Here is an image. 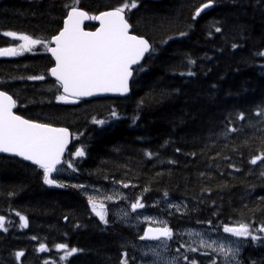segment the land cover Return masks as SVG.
<instances>
[{
	"label": "trees",
	"instance_id": "1",
	"mask_svg": "<svg viewBox=\"0 0 264 264\" xmlns=\"http://www.w3.org/2000/svg\"><path fill=\"white\" fill-rule=\"evenodd\" d=\"M220 1L193 20L207 0H138L128 20L155 51L144 59L146 71L134 76L126 97L55 103L54 92L42 91L55 84L47 77L52 60L45 53L0 59V89L17 100L23 117L65 125L78 134L79 145L73 142L66 155L84 147L80 170L71 172L77 181L115 182L126 202L139 196L148 209H166L172 229L212 220L213 233L227 237L216 231L217 223L264 221V162L249 163L264 157V116L257 115L264 110V57L256 55L264 50V2L227 0L221 6ZM121 2L79 0L78 6L95 14ZM65 3L71 0H0V33L14 30L47 40L61 27ZM4 40L0 35V44ZM188 59L195 63L189 65ZM39 74L44 81L27 79ZM113 110L118 118L111 124L91 123ZM240 113L244 120L236 118ZM226 126L237 131L225 136ZM145 151L155 155L149 159ZM73 179L58 181L65 187L45 185L36 166L0 155V215L8 229L0 231V264H136L135 232L113 214L112 225L99 221L83 193L71 187ZM155 197L162 201L154 202ZM17 212L27 227H20ZM41 243L47 251H37ZM58 243L81 251L60 261ZM178 246L173 241L169 249L176 254ZM18 251L23 253L19 260ZM243 252L245 264L250 259L264 264V245L249 242Z\"/></svg>",
	"mask_w": 264,
	"mask_h": 264
},
{
	"label": "snow or ice",
	"instance_id": "2",
	"mask_svg": "<svg viewBox=\"0 0 264 264\" xmlns=\"http://www.w3.org/2000/svg\"><path fill=\"white\" fill-rule=\"evenodd\" d=\"M213 3L214 0H207L206 3H202L195 9L192 19L196 20ZM78 5L79 0H71V3L64 4L63 8L66 14L63 18V27L51 37L50 42L14 30L3 31L0 35L20 43L15 46L0 48V56L22 55L24 52H31L37 45L45 48L55 61L54 66L47 69V73L55 79V84L42 91L54 92L57 103L78 104L82 98L105 93L121 96L127 94L130 91V85L135 83L134 76L146 71L141 63L142 59L145 58L146 54L151 56L155 51L147 39L130 34L132 25L126 18V13L138 7V0H122L118 5L108 8V10L99 11L96 15H89ZM85 20L98 21L99 27L95 31L86 32L81 27ZM215 31L220 32L221 29L217 27ZM179 35L183 37L186 33L180 32ZM236 47L233 44V48ZM256 55L264 57V50ZM187 63L192 65L195 61L188 59ZM187 75L191 76L194 73L189 71ZM27 79L44 81L45 75H30ZM16 107L17 100L8 92L0 90V153H10L22 157L25 161H30L32 165L42 171V180L45 185L65 187L66 185L58 182L53 174L63 170L65 159H67V169L76 172L77 166L74 160L85 156L84 147H76L75 151L69 152V156L66 158L65 153L68 150L70 138H75L69 129L24 119L13 112ZM257 115L264 116V110L258 112ZM109 116L115 119L118 118V113L113 110ZM236 118L244 120L245 117L243 113H240ZM132 122H136V117L133 118ZM91 123L102 126L107 124L108 120L93 117ZM231 123L232 120L229 118L228 124ZM235 131H237L235 127L226 126L223 134L226 136ZM79 135H83V133ZM144 154L149 159L155 155L149 151H145ZM225 159L228 158L225 157ZM257 161L264 162V157L254 156L249 163L255 165ZM169 163H173V161H169ZM229 166L234 167L233 165ZM260 175L264 177V171ZM123 186L128 187L127 184ZM71 187L87 190L86 186L82 184H73ZM10 195L12 194L10 193ZM164 195L167 197V193ZM88 203L101 222L106 223L104 206L100 205V210H97V205L91 196L88 198ZM169 207L172 205L169 204ZM130 208L135 213L137 209L145 208V204L141 202V198L138 196L131 203ZM17 215L19 216L20 227H27L28 222L25 216L18 212ZM125 215L127 214L125 213ZM217 219L219 218L217 217ZM4 221L5 217L0 215V231L7 232L8 229L5 227ZM160 223L163 224L162 227L145 228L144 234L139 236L142 241L159 242L155 246H149L147 251L140 250L142 258H147L146 264H181V258L183 264H198L199 258L190 255L197 252L200 253L201 257L209 258L208 264H244L242 254L249 242L253 247L257 244L264 245V221H260L258 224L251 219L238 220L223 225L217 223L215 225L216 231L222 230L223 233L232 238L228 244H225L219 236L216 239H212L211 236L205 239L204 234L199 231L174 232L165 222L161 221ZM197 223L202 224L204 222L198 221ZM207 224L210 228L213 227L212 220H208ZM184 235L195 236L198 240L184 243L176 239L178 236ZM32 239L36 238L32 237ZM173 241L179 244L175 250L177 255H172L168 251L170 242ZM192 244H196V246H192ZM55 248L58 251H63V255L59 257L60 261H66L68 257L81 251L76 247L69 249L68 245L64 243L56 244ZM180 249H184V252H181ZM37 251H47L45 244L41 243ZM22 255L23 253L19 251L15 253L17 260ZM45 264H50V262L46 261ZM121 264H128V262L121 260ZM248 264H258V262L250 259Z\"/></svg>",
	"mask_w": 264,
	"mask_h": 264
},
{
	"label": "rangeland",
	"instance_id": "3",
	"mask_svg": "<svg viewBox=\"0 0 264 264\" xmlns=\"http://www.w3.org/2000/svg\"><path fill=\"white\" fill-rule=\"evenodd\" d=\"M223 2V3H221ZM227 2V0H221L220 4L221 6L224 5ZM42 50L46 51L45 48L41 47ZM40 55H43L42 52H39ZM49 96V94H48ZM96 110L98 111L99 109L96 108ZM102 119H106L108 120V123L102 126H107L108 124H111L112 122L115 121V119L111 118L109 115L104 116V118ZM80 137L77 134L76 140H75V146L79 145L78 141H80ZM81 158V157H80ZM80 158H75L74 163L77 166V170H80ZM67 163V161H66ZM71 170L67 169V164H65V166H63V170L58 173V176H61L62 178L68 177V178H74L73 180H75V184L77 185H85L86 186V195L89 198V196H91L94 200V202L96 203V205H103L106 208V211L108 213H110V216L108 217V223H110V225H112V223H115V220L112 218V214L114 215L115 218L118 222L127 225V226H132L135 231L138 230L139 227L144 226L146 224H152V225H158L161 224L160 222L163 221L166 223V221L168 220V216L165 214V210H152V209H148V206L142 202L143 198H141V202L145 204L147 210L145 208L143 209H137V211L134 213L132 212L130 205V202H126L123 199L122 193V186L116 183H111L108 185L107 182L102 181V182H89V181H85V182H79L75 179V177H71L72 173ZM76 173V172H75ZM110 189L113 191L107 193L106 191ZM81 193H84V189H79ZM134 196L138 195L139 193L134 192ZM108 197H111V199H108ZM121 199L122 202L124 204L120 205L117 204V201ZM156 201H162V198H158L155 197L154 198V202ZM171 202H174L172 200H170ZM174 204H178V202L174 203ZM100 210V208L98 209ZM125 213L127 215H125ZM166 215V216H165ZM132 229V228H131ZM172 230H177L176 232H185V231H199L202 234H204V238L207 239L209 236L212 237V239H216L217 236H219L222 241L225 244H228L231 241V237L229 236H220L217 235L215 233H213V229L211 230L209 225L206 223L204 225H202V227L196 226L193 228H189V225H187L186 227L182 226V227H176L175 229ZM136 235V241H137V236H138V232L135 234ZM226 238V239H225ZM182 241L184 243H188L191 240H198L197 237L192 236L189 237L187 235L182 236ZM220 242V241H218ZM159 242H156L154 244L148 245V244H143V243H134L133 247L135 249V251L138 254V259L136 264H146V260L147 258H142L141 256V249H143L144 251H147V248L149 246H155L157 245ZM192 246H196V244H192ZM170 254L172 255H177V254H173L170 250H168ZM182 264V262H181Z\"/></svg>",
	"mask_w": 264,
	"mask_h": 264
},
{
	"label": "water",
	"instance_id": "4",
	"mask_svg": "<svg viewBox=\"0 0 264 264\" xmlns=\"http://www.w3.org/2000/svg\"><path fill=\"white\" fill-rule=\"evenodd\" d=\"M88 20H85L83 23H82V25H81V27H82V29L84 30V31H86V32H92V31H89V30H85L84 28H83V24L85 23V22H87ZM97 23H99L98 21H96ZM97 27H99V25L97 26ZM96 30V29H95ZM95 30H93V31H95ZM58 33V32H57ZM131 34V33H130ZM134 35V34H133ZM146 39V38H145ZM53 47H54V45H53ZM143 60V59H142ZM142 62V61H141ZM108 95H117V96H121V95H119V94H114V93H105V94H98V95H96V96H98V97H101V96H108ZM126 95V94H125ZM93 97H95V96H93ZM85 98H87V99H89V98H91V97H85ZM14 110V109H13ZM17 115V114H16ZM23 118V117H22ZM25 119V118H24ZM53 127H57V126H53ZM0 154H2V155H6V156H12V157H16V158H18V159H20L21 161H23V162H25V163H28V164H31V162L30 161H25V160H23V158L22 157H17V156H14V155H12V154H10V153H0ZM32 165V164H31ZM159 226H154V227H147V228H158Z\"/></svg>",
	"mask_w": 264,
	"mask_h": 264
},
{
	"label": "flooded vegetation",
	"instance_id": "5",
	"mask_svg": "<svg viewBox=\"0 0 264 264\" xmlns=\"http://www.w3.org/2000/svg\"><path fill=\"white\" fill-rule=\"evenodd\" d=\"M110 192H112L113 193V191L112 190H110ZM122 204H124L123 202H122ZM129 227H131L132 228V230L134 231V232H136L135 231V229L132 227V226H129ZM141 236V235H140Z\"/></svg>",
	"mask_w": 264,
	"mask_h": 264
},
{
	"label": "bare ground",
	"instance_id": "6",
	"mask_svg": "<svg viewBox=\"0 0 264 264\" xmlns=\"http://www.w3.org/2000/svg\"><path fill=\"white\" fill-rule=\"evenodd\" d=\"M107 193H109L110 192V189L108 190V191H106ZM177 254V253H176Z\"/></svg>",
	"mask_w": 264,
	"mask_h": 264
}]
</instances>
